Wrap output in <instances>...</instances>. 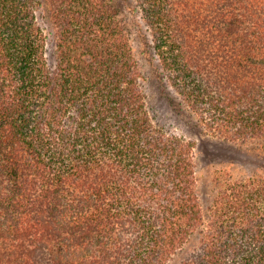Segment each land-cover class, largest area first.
Wrapping results in <instances>:
<instances>
[{"label": "trees", "instance_id": "obj_1", "mask_svg": "<svg viewBox=\"0 0 264 264\" xmlns=\"http://www.w3.org/2000/svg\"><path fill=\"white\" fill-rule=\"evenodd\" d=\"M126 10L203 131L264 153V0H0V264H264V179L216 183L205 212Z\"/></svg>", "mask_w": 264, "mask_h": 264}, {"label": "rangeland", "instance_id": "obj_2", "mask_svg": "<svg viewBox=\"0 0 264 264\" xmlns=\"http://www.w3.org/2000/svg\"><path fill=\"white\" fill-rule=\"evenodd\" d=\"M123 17L131 28L132 42L139 52L150 117L166 131L195 145L199 194L205 212L220 189L216 183L218 185L231 178L264 179V153L258 146L253 143H230L206 134L179 95L165 80H160L161 76L158 77L161 71L156 57L141 53L139 35L143 27L139 16L126 10ZM39 20L47 36V57L54 65L56 56L54 30L43 10L39 12Z\"/></svg>", "mask_w": 264, "mask_h": 264}]
</instances>
